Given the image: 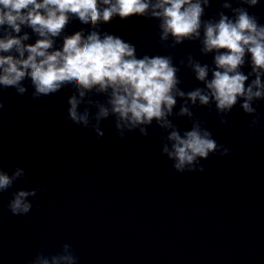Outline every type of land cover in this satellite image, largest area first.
<instances>
[{
  "label": "clouds",
  "instance_id": "1",
  "mask_svg": "<svg viewBox=\"0 0 264 264\" xmlns=\"http://www.w3.org/2000/svg\"><path fill=\"white\" fill-rule=\"evenodd\" d=\"M106 7L101 10L98 0H0V26L8 25L19 33L20 26L27 24L39 34L42 39L34 45H21V39L9 37L0 39V51L8 52L16 48L20 57L11 55L0 56V86L16 88L19 94L26 92L21 87V81L29 77L35 88L33 99L57 93L65 84L75 82L78 88L91 90L99 86L98 91L111 88V111L115 114V128L121 138L127 128V133L139 130L142 136L148 135V127L156 122L160 129H173L167 133L166 139L171 141V147L164 144L162 153L172 161V167L177 173L193 172L187 167L198 158L208 159L210 155L219 152L220 156L229 154L230 149L218 144L212 133L201 122L193 123L191 130L181 135L168 117L177 104L176 96L186 97L195 104L199 100L201 105H208L210 97L214 99L218 112L227 115L237 104L238 97L243 98L241 107L246 114L254 115L256 109L251 106L253 99H261L264 93V83L261 74L264 73V25L258 23V18L244 8H236L235 20L221 14L218 23L204 22V38L202 40L204 53L213 50H226L214 57L216 70L209 80L207 65L192 62L190 65L195 72L196 79L205 83L204 89L195 88L185 93L177 88L181 83L177 73L179 69L173 65L171 56L157 55L137 59L135 47L113 35H105L103 39L97 32H92L83 38L80 32L65 37L61 50L49 52L53 47V40L68 22V13L74 14L85 24L96 25L98 21L110 22L114 16L121 19L134 15H145L151 7V15L160 18L162 23L161 39H167L169 34L176 43L185 39L199 38L201 16L204 8L200 0H99ZM207 5L209 0H203ZM251 6L259 0H240ZM224 7H230L225 4ZM43 10V11H41ZM22 39H28L27 34ZM246 52L251 56L252 72L255 79L246 87L248 75L238 71L245 63ZM182 63V62H181ZM251 75V73L249 74ZM256 88V91L253 89ZM79 95L84 96L80 91ZM68 117L76 125L88 127V113L78 114V101L75 97L68 100ZM3 103H0V109ZM109 111L101 107L97 119L107 117ZM180 116L192 117L193 113L186 106H181ZM221 124L227 120L221 119ZM257 123L253 119L249 128ZM97 137L104 133L95 129ZM165 137H163L164 139ZM205 169L200 165L199 172ZM25 176V171L17 167L9 175L0 169V192L10 189L14 182ZM40 189L18 190L12 194L8 203L9 211L16 216L26 215L33 205L27 200L29 196H36ZM67 251V245L64 246ZM78 257L74 254L53 257V264H77ZM29 264H33L32 261ZM40 264H48L43 260Z\"/></svg>",
  "mask_w": 264,
  "mask_h": 264
}]
</instances>
